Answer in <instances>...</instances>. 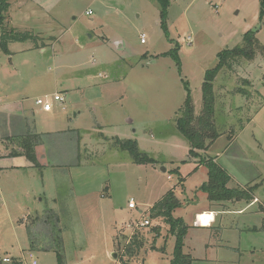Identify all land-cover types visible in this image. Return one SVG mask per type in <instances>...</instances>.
<instances>
[{"label":"rangeland","instance_id":"obj_1","mask_svg":"<svg viewBox=\"0 0 264 264\" xmlns=\"http://www.w3.org/2000/svg\"><path fill=\"white\" fill-rule=\"evenodd\" d=\"M37 3L50 11L29 18ZM14 5L9 25L40 40L0 50V113L14 115L0 116V151L17 146L6 135L35 133L40 167L23 155L0 158L1 264H168L176 233L149 208L170 190L181 203L171 216L185 228L190 264H264V54L216 75V146L190 157L174 125L184 82L198 114L204 74L217 54L241 46L246 31L264 46L260 0H170L165 26L158 0ZM50 14L57 21L49 31ZM167 51L173 56L161 55ZM55 93L63 99L54 101ZM44 95L50 111L35 104ZM117 137L135 140L153 162H132ZM214 155L230 174L227 187L253 188V203L209 198L202 160ZM213 206L229 211L200 226L197 212Z\"/></svg>","mask_w":264,"mask_h":264},{"label":"trees","instance_id":"obj_2","mask_svg":"<svg viewBox=\"0 0 264 264\" xmlns=\"http://www.w3.org/2000/svg\"><path fill=\"white\" fill-rule=\"evenodd\" d=\"M11 0H0V50L6 54L10 53L8 50V44L11 42H23L30 40L34 46H37V41L40 40L38 36L29 31H20L11 25L6 20L8 17V9ZM160 3V19L163 21L166 19L167 8L169 0H158ZM261 12H264V0H260ZM165 26V25H164ZM43 46V45H41ZM260 52L264 54V46L260 45L258 39L253 31H246L242 36V45L235 46L230 49L222 50L217 54V64L206 70L201 84V109L198 114L194 112V104L191 98V92L188 85L184 82V89L186 90V97L178 109L176 117L174 118V125L177 131L183 135L189 145L190 157H196L199 155L198 151L207 150L219 137L221 132L219 131L215 121V98L213 94V81L218 74L219 70L226 68L233 71V65L240 59L251 60L256 56V53ZM162 56L172 55L171 52H165ZM176 58V57H175ZM177 65L178 62H177ZM244 82V81H243ZM245 82H247L245 80ZM244 82V83H245ZM237 92V91H236ZM239 93H242L239 88ZM8 139L16 141L17 146L9 149L6 156H20L23 155L27 158L32 166L40 167L38 162L35 145L37 144L38 135L35 133H21L12 134L6 136ZM18 141V142H17ZM115 145L121 150L128 152L132 162L136 164H146L153 162V159L149 158L145 152H141L138 149V144L132 139H120L115 138ZM207 166L208 181L202 186L208 193V196L212 201H227V200H248L252 201L254 191L253 188L247 190L228 188L227 184L230 180V176L227 171L218 163L214 161V158H204L202 160ZM178 172V167L173 169ZM183 179L179 176V182ZM178 198L170 190L164 194L159 200H157L150 208L149 214L151 218H161L165 223H169L171 226L170 231L176 233V244L173 255L168 264H190L191 258L188 254L183 253V235L185 234V228L182 226L181 220L172 218L171 212L175 207L180 206ZM30 246H34L32 243ZM59 259V254H57ZM13 261V260H12ZM11 261V262H12ZM60 262V261H59ZM20 261H13L12 264H19ZM1 264V260H0ZM128 264V263H123Z\"/></svg>","mask_w":264,"mask_h":264},{"label":"crops","instance_id":"obj_3","mask_svg":"<svg viewBox=\"0 0 264 264\" xmlns=\"http://www.w3.org/2000/svg\"><path fill=\"white\" fill-rule=\"evenodd\" d=\"M13 1H15V10H17V9H19L21 6H23V4L25 3V2H27L28 0H11L10 1V6H9V9H10V7H11V4L13 3ZM169 3H170V0H169ZM44 4H46V6L44 7L43 5ZM37 6H38V10H39V12L38 11H35V13H28V15H29V18H33V17H39V15H40V9H42L43 8V10L45 9V11H50V7H49V5L47 4V3H43L42 5H40L39 3H37L36 4ZM37 6H35V7H37ZM9 9H8V11H9ZM8 14V13H7ZM28 17V16H27ZM26 17V18H27ZM51 16V14L48 16V18H47V20H46V18H45V20H44V22H46V23H49V31L50 30H52V28H51V23H50V21L51 22H53L52 24L54 25V23H56V18H54V17H52ZM17 29V28H16ZM22 31H26V30H22ZM27 31H29V30H27ZM39 35H40V33H38ZM50 34V33H49ZM36 36H38L39 38H40V36L39 35H37V34H35ZM12 45H15V43H10V44H8V50H9V52H13L12 50H11V47H12ZM40 47H43V46H40ZM43 50V49H42ZM0 114H2V115H0V116H3L4 115V117H5V119L6 120H12V116H14V115H12V116H10V117H8V114L6 115V114H4V113H0ZM17 119V118H16ZM13 121V120H12ZM15 128H17V126H15ZM19 128H20V126H19ZM22 129V128H21ZM242 129H243V127H242ZM241 129V130H242ZM240 130V131H241ZM239 131V132H240ZM12 135V134H11ZM6 136H9V135H6ZM233 137V136H232ZM231 141L233 140H235L236 138H229ZM216 142V141H215ZM213 143L212 144V146L213 145H215L216 146V143ZM11 147H14L15 148V146H3L2 148H3V150L2 151H0V158L2 157V158H15V157H17V156H6L7 154H8V152H9V149L11 148ZM229 149L230 148H226V150H223L222 151V153L224 154V153H228V151H229ZM216 155V154H215ZM215 155L213 156V158H214V161L216 162V163H218V159L215 157ZM19 156V155H18ZM21 156V155H20ZM219 164V163H218ZM221 165V164H220ZM222 166V165H221ZM226 171H227V173L229 174V172H228V170L226 169V167H224V166H222ZM229 176H230V174H229ZM248 183H249V181H248ZM228 186V185H227ZM253 196H255V195H253ZM253 201L254 200H252V203H253ZM251 202V201H250ZM152 206V205H151ZM224 211H229V210H227V209H217V208H215L214 206L212 207V209H206V210H202V211H200V212H197V215L199 214V213H201V212H207V213H209L210 214V223H209V225L207 224V225H201L200 223H198V224H200V226H202V227H211V225L216 221V215H215V213L216 212H224ZM240 212V211H239ZM213 214H214V216H213ZM211 216H212V220H211ZM199 226V225H198Z\"/></svg>","mask_w":264,"mask_h":264},{"label":"built area","instance_id":"obj_4","mask_svg":"<svg viewBox=\"0 0 264 264\" xmlns=\"http://www.w3.org/2000/svg\"><path fill=\"white\" fill-rule=\"evenodd\" d=\"M91 12H92L91 10L86 11L87 14H90ZM140 42H142V43L144 42V36L143 35L140 38ZM46 98H47V95H44L43 97L35 98V104L39 105L44 111H50L51 104L49 103V101H47ZM52 98L54 101H61L63 99L58 93L53 94ZM127 206H128V208H134L135 207L134 201L132 199H129ZM149 224H150V220L148 218H145L143 220V225H149ZM2 260H3V262H11V259L8 257H4ZM19 264H21V263H19ZM31 264H37V261L35 259H33L31 261Z\"/></svg>","mask_w":264,"mask_h":264},{"label":"bare ground","instance_id":"obj_5","mask_svg":"<svg viewBox=\"0 0 264 264\" xmlns=\"http://www.w3.org/2000/svg\"><path fill=\"white\" fill-rule=\"evenodd\" d=\"M210 214L209 213H199L197 215V222L200 223L201 225H209L210 223ZM212 220V216H211Z\"/></svg>","mask_w":264,"mask_h":264},{"label":"water","instance_id":"obj_6","mask_svg":"<svg viewBox=\"0 0 264 264\" xmlns=\"http://www.w3.org/2000/svg\"><path fill=\"white\" fill-rule=\"evenodd\" d=\"M163 171H165V169L163 168Z\"/></svg>","mask_w":264,"mask_h":264}]
</instances>
